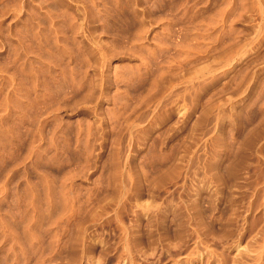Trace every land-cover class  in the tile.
Instances as JSON below:
<instances>
[{"label": "rangeland", "instance_id": "1", "mask_svg": "<svg viewBox=\"0 0 264 264\" xmlns=\"http://www.w3.org/2000/svg\"><path fill=\"white\" fill-rule=\"evenodd\" d=\"M262 197L264 0H0V264H174Z\"/></svg>", "mask_w": 264, "mask_h": 264}, {"label": "bare ground", "instance_id": "2", "mask_svg": "<svg viewBox=\"0 0 264 264\" xmlns=\"http://www.w3.org/2000/svg\"><path fill=\"white\" fill-rule=\"evenodd\" d=\"M254 207H257V210L261 213L262 219L260 217V223L251 216L252 209H255ZM237 220H239L240 224L237 235L235 237L231 235V239L224 245L225 247H223L224 249L221 251L214 249L210 242L204 241V239H202L203 237L201 238V236L199 237L198 235L196 241L193 243L194 248L189 252L187 250L182 251L181 245L183 246V244H180L182 243L180 240L182 241L181 237L183 236L181 232H179L181 235L177 233L174 234L177 235L175 239H179L177 244H170L172 242L168 241L169 238H164L165 240L160 249L162 251V256L170 252L169 247L173 246L178 250L177 254L185 258L184 260H177L174 264H264V197L256 204L252 202L249 203L248 207L245 208L243 214L240 216V219ZM194 221H196V218ZM227 221L228 224L226 223V227L228 228H226V230L230 234L232 233L231 225L234 222L231 223V220ZM228 232H226V234ZM233 235H235L234 232ZM183 240H185V238ZM129 264H137L135 257L131 258Z\"/></svg>", "mask_w": 264, "mask_h": 264}]
</instances>
